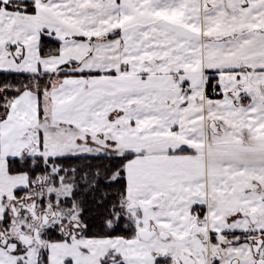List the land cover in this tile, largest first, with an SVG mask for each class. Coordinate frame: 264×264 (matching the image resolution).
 <instances>
[{"label": "snow or ice", "instance_id": "6c2138e0", "mask_svg": "<svg viewBox=\"0 0 264 264\" xmlns=\"http://www.w3.org/2000/svg\"><path fill=\"white\" fill-rule=\"evenodd\" d=\"M0 264H264V0H0Z\"/></svg>", "mask_w": 264, "mask_h": 264}]
</instances>
